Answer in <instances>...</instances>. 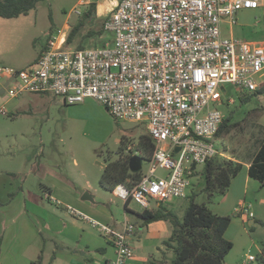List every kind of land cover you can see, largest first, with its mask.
<instances>
[{
    "label": "built area",
    "instance_id": "2783aa9c",
    "mask_svg": "<svg viewBox=\"0 0 264 264\" xmlns=\"http://www.w3.org/2000/svg\"><path fill=\"white\" fill-rule=\"evenodd\" d=\"M263 6L264 0H119L104 22L114 35L111 43L73 47L68 25L49 36L27 68H0L8 84L4 93L10 99L53 95L68 105L93 99L119 122L145 123L155 143L149 172L133 189L119 186L113 194L144 210L151 202L184 199L198 167L220 154L214 142L225 116L219 108L234 103L224 98L227 86L239 94L264 87V37L223 38L221 28L236 26L240 12ZM0 114L9 112L3 107ZM158 169L167 176L158 178ZM250 207L242 203L235 213L251 218ZM69 212L113 246L109 264H130L133 223L125 221L117 230L75 208ZM255 261L250 255L244 264Z\"/></svg>",
    "mask_w": 264,
    "mask_h": 264
},
{
    "label": "rangeland",
    "instance_id": "374dc122",
    "mask_svg": "<svg viewBox=\"0 0 264 264\" xmlns=\"http://www.w3.org/2000/svg\"><path fill=\"white\" fill-rule=\"evenodd\" d=\"M82 1L85 2L82 3ZM106 1L42 0L27 16L16 19L0 18V68H13L16 70L27 68L39 58L48 43L49 36L55 34L58 30H63L68 25L72 29L74 27L79 29V33L72 43L73 47L91 49L101 47L108 42L111 43L114 35L104 30L103 25L117 7L119 0L117 2L111 0L112 7L106 6ZM90 3L97 4L96 17L93 20H87L84 17ZM76 12L80 15H77ZM221 28L223 38H231L230 32L234 27L231 28L227 23H224ZM90 32L95 34L88 37L87 35ZM254 32L255 36L264 33V17H261L257 26L254 27ZM234 36L236 39H245L237 33ZM247 39L251 40L253 38ZM227 90L228 92L224 95V98L226 100L233 99L234 103L229 104V107L221 106L219 109L225 117L233 111L234 116L230 124L231 126L236 124V126H232L228 132L216 138L214 143L220 152L218 156L238 158L248 162L251 161L257 149L264 142V94L253 96L249 103L242 105L235 88L228 85ZM5 95L0 93L1 97ZM246 95L252 94L246 93ZM49 97L55 99L53 95ZM58 100L61 101L60 98L56 101L59 102ZM61 105L50 108V119L48 114L45 115V108H41L39 112L37 110L36 116H33V118L27 117L30 123L37 122L38 125L42 126L41 132L47 143L46 153H50L54 160H61V162L64 160L65 164L67 163L69 175H72L73 178L79 176L81 180H89L92 185L90 186L92 192L96 191V195L106 194L108 199L113 201L111 204L119 209V213L127 212L134 222L141 223L134 213L142 212L144 207L136 201H130L129 207L131 210L126 211L124 201L116 199L112 192L102 190L99 183L105 165L109 161V155H111L110 161L118 159V153L124 140H128L130 145L126 153L135 152L140 138L149 135L147 125L145 123L119 122L112 117L101 103L98 104L99 107L89 110L86 120L81 121L72 117L79 109L72 111L69 106ZM23 118L25 116H20L19 119L23 121ZM19 124L20 127H18ZM22 125L23 122L20 121L14 126L15 130L1 128L0 137H21L20 133L24 131ZM19 139H17L18 142L16 140L17 146L15 149H11L10 145L5 146L6 155H20L22 150L32 147L27 145L29 143L28 139L25 146L21 145L22 139L20 141ZM72 156L76 160V164L73 163ZM149 169V161L143 160L141 170L143 174H147ZM201 170L202 167H198V172ZM155 175L158 178H165L167 172L158 169ZM192 183L193 185L187 191L186 198L172 200L165 206L171 210L178 203L174 211L182 216L190 196L195 194L197 203H205L217 213L220 206L223 205L225 197L215 195L210 200L203 192L204 179L199 175L193 178ZM29 184V189H36V181L33 177H30ZM41 192V187H38L39 196H41ZM246 204L251 206L250 212L253 214V217L248 218L247 222H242L241 217L236 215L235 212L222 215L234 216L228 228L229 235L232 237L233 248L227 255L226 264H244L250 255L256 257V261L250 264H264V191L262 190L259 195L253 194ZM150 208V210H156L158 203L151 202ZM251 221H255L252 226H250ZM100 223L109 225L108 222L100 221ZM52 246V244H46V255L51 254L50 249ZM21 258L17 254L9 255V253H5L2 255L0 249V264H24ZM36 264L42 263L39 261Z\"/></svg>",
    "mask_w": 264,
    "mask_h": 264
},
{
    "label": "crops",
    "instance_id": "0c3cea01",
    "mask_svg": "<svg viewBox=\"0 0 264 264\" xmlns=\"http://www.w3.org/2000/svg\"><path fill=\"white\" fill-rule=\"evenodd\" d=\"M106 6L112 7V1L107 0ZM261 17H264V6L259 10L240 12L236 26L227 23L231 28L234 27L230 32L231 37L236 38L234 35L237 33L245 38L243 40L263 38L264 33L255 36L254 32ZM6 84L4 79H0L1 94H5L3 88ZM5 96H0V109L7 108L9 115L0 114V131L1 128L15 130L14 126L20 121L23 122L24 131L20 133L21 137H0V201L4 204L0 212L2 255L17 254L22 257L24 264H36L39 261L45 264L46 260V264H109L115 257L113 246L88 223L71 215L69 207H72L98 222H108L117 230L122 228L125 221L133 223L136 232L132 240L134 258L130 264H158L162 259L159 249L172 236L170 223L156 221L141 225L134 222L127 212L119 213L106 194L96 195V191L92 192L89 180H81L79 176L73 178L68 174L64 160H54L50 153H46L47 143L41 132L42 126L27 120L36 116L35 113L41 108H45V115L48 114L50 119V108L63 104L72 111L79 109L72 117L83 121L89 110L99 107V102L90 99L82 104L68 105L63 99L60 98L59 103L56 101L58 97L53 96L55 99H52L50 95L24 94L18 99ZM20 116H25L23 121L19 119ZM25 130H28L27 133ZM19 138L22 139V146L27 144L28 139L27 145L32 147L22 150L20 155H6L5 146L10 145L11 149H15ZM261 146L251 161L228 157L241 163L242 170L233 179L218 214L234 213L240 204L249 202L253 194L259 195L264 191V186L249 175L250 166ZM72 160L76 164L73 156ZM30 177L36 181V189L28 188ZM38 187H41V196L38 195ZM177 204L171 210L174 211ZM128 209L131 210L129 206ZM241 220L247 222L248 218L241 217ZM225 236L232 240L229 229ZM47 243L53 245L50 255H46Z\"/></svg>",
    "mask_w": 264,
    "mask_h": 264
},
{
    "label": "trees",
    "instance_id": "16d2710c",
    "mask_svg": "<svg viewBox=\"0 0 264 264\" xmlns=\"http://www.w3.org/2000/svg\"><path fill=\"white\" fill-rule=\"evenodd\" d=\"M40 1L42 0H0V18L16 19L27 16ZM96 13L97 4L90 3L84 17L87 20H93ZM103 29L105 30L104 25ZM78 33L79 29L74 27L68 38L69 44L74 42ZM94 34L90 32L87 36L92 37ZM78 48L83 49L82 47ZM263 94L264 87L252 95L238 93V96L240 103L244 105L249 103L253 96ZM224 106L229 107V104L225 103ZM233 116L234 112L231 111L224 118L216 138L228 132L232 126H236V124L232 126L230 124ZM129 147L128 140H124L118 153V159L110 161L111 155H109V161L105 165L99 183L102 190L113 193L114 189L119 186L131 190L141 181L143 172L133 173L130 170V160L138 154L143 160L150 162L155 143L150 135H144L140 138L135 152L126 153ZM241 170V163L217 156L207 162L200 172H196L193 178L199 175L204 179L203 192L211 200L215 195L225 197L233 179L238 176ZM249 175L264 186V142L250 166ZM129 203L130 201L125 204L127 211H129ZM3 206L4 204L0 201V212ZM134 215L141 221V225L166 221L172 227V236L165 240L159 249L162 259L158 264H225L226 257L233 248L232 242L226 238L225 234L234 216H222L211 210L207 204L197 203L195 194L190 196L182 216L162 203H158L156 210H143L134 213ZM170 255L172 256L169 257Z\"/></svg>",
    "mask_w": 264,
    "mask_h": 264
},
{
    "label": "water",
    "instance_id": "95a60500",
    "mask_svg": "<svg viewBox=\"0 0 264 264\" xmlns=\"http://www.w3.org/2000/svg\"><path fill=\"white\" fill-rule=\"evenodd\" d=\"M8 84L5 85V87H7ZM5 87L3 88V93L5 91ZM142 162H143V158L136 154L132 157V159L130 160V170L133 173H138L142 170ZM254 224V221L250 222V226H252Z\"/></svg>",
    "mask_w": 264,
    "mask_h": 264
}]
</instances>
